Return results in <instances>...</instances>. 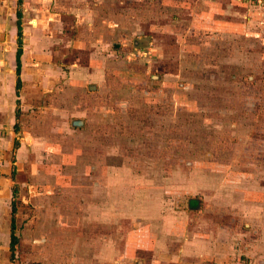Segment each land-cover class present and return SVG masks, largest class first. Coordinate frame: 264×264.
<instances>
[{"label":"rangeland","instance_id":"1","mask_svg":"<svg viewBox=\"0 0 264 264\" xmlns=\"http://www.w3.org/2000/svg\"><path fill=\"white\" fill-rule=\"evenodd\" d=\"M47 2L61 35L46 38L47 60L30 57V117L15 135L0 125L7 216L19 186L14 263L32 249L55 263L77 250L78 264H102L113 257L108 237L119 249L136 208L157 218L190 196L204 206L197 226L264 235V5Z\"/></svg>","mask_w":264,"mask_h":264},{"label":"crops","instance_id":"2","mask_svg":"<svg viewBox=\"0 0 264 264\" xmlns=\"http://www.w3.org/2000/svg\"><path fill=\"white\" fill-rule=\"evenodd\" d=\"M18 1L0 0V125L8 123L7 125H10L12 130L14 127V135L20 131V118L30 117V57L31 59H46L51 54L45 49L46 38H51V33L61 35L58 23L55 22L54 27L51 28L53 26L50 22L52 16L45 12L48 6L47 0H21L20 4L30 3V17L27 16L29 13L21 11L22 45L18 73V16L14 6V3L19 4ZM63 15L67 16L68 13H60L58 18H63ZM32 70L31 78L45 79V75L37 69ZM18 81L20 82L19 88L17 87ZM34 86H37L33 89L35 93L39 87L36 84ZM11 141L16 146L19 145L17 136H13ZM12 164L11 175L14 180L17 174L15 158ZM15 186L19 189L18 184ZM11 190L13 193V188ZM191 197L196 196L189 198ZM197 198L200 200L199 197ZM186 206L187 208L182 211L169 209L159 217L149 219H146L142 211L136 208L135 212L140 213L141 216L136 217L134 223L121 233L119 249L115 247L116 239L108 237V249L106 247V250L110 252L107 254L113 257L110 260L109 258L102 260V264H264V235L259 232L258 228L256 237L252 236V234L255 236L254 233H243L246 237L240 233L238 237L242 236V239L239 241V238L234 236L237 230L235 231V227L231 224L228 226L223 221H219L218 227L215 228V226H210L209 222L198 226L197 222L193 223L194 216L203 212L202 201L198 202L196 208L191 207L188 202ZM5 212L2 195H0V264H36V262H40L39 264H78V254L81 252L77 250L74 253L70 251L64 253L67 256L66 261L55 263L49 254H43L40 257L32 249L23 255L20 254V259L14 263L10 250L12 207L8 216ZM235 214L237 218L243 215L236 211ZM258 217L259 215H254L253 220L256 221ZM15 222L17 225L16 220ZM227 230L229 236L226 233ZM16 235L18 242L15 253L19 243L17 232ZM231 235L233 240L229 239ZM15 255L18 256L17 253Z\"/></svg>","mask_w":264,"mask_h":264},{"label":"trees","instance_id":"3","mask_svg":"<svg viewBox=\"0 0 264 264\" xmlns=\"http://www.w3.org/2000/svg\"><path fill=\"white\" fill-rule=\"evenodd\" d=\"M21 2V0L18 1V3ZM17 16H18V45H19V48H18V52H17V61H18V73H19V70H20V54H21V45H22V26H21V12L20 11H17ZM20 86V82L18 81V85L17 87L19 88ZM18 187L17 186H14L13 188V196H14V199L12 200V204H11V207H12V218H11V240H10V250H11V258L13 259L14 258V255H15V247H16V244L18 242V237L16 235V232H15V229H16V212H17V206H16V201H15V198L17 196V193H18ZM200 200L197 198V197H191L188 199V204L191 206V207H197L198 206V202Z\"/></svg>","mask_w":264,"mask_h":264},{"label":"built area","instance_id":"4","mask_svg":"<svg viewBox=\"0 0 264 264\" xmlns=\"http://www.w3.org/2000/svg\"><path fill=\"white\" fill-rule=\"evenodd\" d=\"M256 1L257 3H259L260 5H264V0H254Z\"/></svg>","mask_w":264,"mask_h":264}]
</instances>
